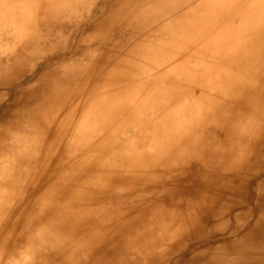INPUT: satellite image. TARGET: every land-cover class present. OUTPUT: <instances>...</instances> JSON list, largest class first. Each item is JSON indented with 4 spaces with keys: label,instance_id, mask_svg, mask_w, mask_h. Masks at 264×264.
<instances>
[{
    "label": "clouds",
    "instance_id": "clouds-1",
    "mask_svg": "<svg viewBox=\"0 0 264 264\" xmlns=\"http://www.w3.org/2000/svg\"><path fill=\"white\" fill-rule=\"evenodd\" d=\"M0 264H264V0H0Z\"/></svg>",
    "mask_w": 264,
    "mask_h": 264
}]
</instances>
